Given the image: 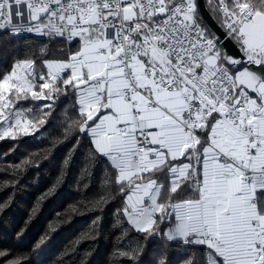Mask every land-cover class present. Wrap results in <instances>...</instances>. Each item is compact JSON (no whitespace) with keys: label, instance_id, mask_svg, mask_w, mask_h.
Masks as SVG:
<instances>
[{"label":"snow or ice","instance_id":"1","mask_svg":"<svg viewBox=\"0 0 264 264\" xmlns=\"http://www.w3.org/2000/svg\"><path fill=\"white\" fill-rule=\"evenodd\" d=\"M9 47L0 140L63 97L151 264H264V0H0Z\"/></svg>","mask_w":264,"mask_h":264},{"label":"trees","instance_id":"2","mask_svg":"<svg viewBox=\"0 0 264 264\" xmlns=\"http://www.w3.org/2000/svg\"><path fill=\"white\" fill-rule=\"evenodd\" d=\"M10 56L5 48L0 71L8 70ZM63 99L33 135L0 140V264H37V252L41 264H151L160 241L144 243L145 234L127 223L111 173L90 155L83 136L67 131L72 114ZM181 251L169 249L174 264Z\"/></svg>","mask_w":264,"mask_h":264},{"label":"water","instance_id":"3","mask_svg":"<svg viewBox=\"0 0 264 264\" xmlns=\"http://www.w3.org/2000/svg\"><path fill=\"white\" fill-rule=\"evenodd\" d=\"M201 4L203 3V0H200ZM201 11H203V8H201ZM205 17H207V13H204ZM209 23H211V21H209ZM213 27H215V25L213 24ZM232 51L234 52L235 50L232 49Z\"/></svg>","mask_w":264,"mask_h":264}]
</instances>
